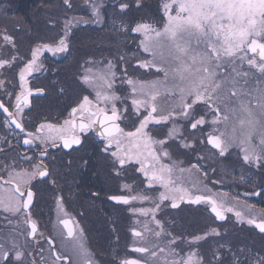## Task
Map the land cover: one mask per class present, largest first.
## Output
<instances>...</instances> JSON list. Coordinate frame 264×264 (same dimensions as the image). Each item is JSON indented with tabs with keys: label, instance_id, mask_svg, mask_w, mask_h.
Instances as JSON below:
<instances>
[{
	"label": "snow or ice",
	"instance_id": "6c2138e0",
	"mask_svg": "<svg viewBox=\"0 0 264 264\" xmlns=\"http://www.w3.org/2000/svg\"><path fill=\"white\" fill-rule=\"evenodd\" d=\"M63 3L69 9L74 6L71 0H63ZM132 4L137 9L144 7L141 0H132ZM88 6L92 20L77 17L65 20L58 42L37 44L33 48L31 58L19 71V92L5 90L3 93L11 111L0 99L4 125L18 143L22 139V145L33 146L34 152L32 156L18 154L20 161L0 165V172L7 174V180L0 175V208L18 216L16 224L24 226L22 231L13 228L8 233H0V264H100L85 246L84 228L75 219L58 218V223L67 229V237L72 238L68 241L71 251L53 252L52 241L45 237L43 242L49 245L46 256L45 249L36 240L43 234L37 231V222L29 211L36 196L32 189L39 191L38 185L49 183L54 187L58 213L69 215L65 211L68 198L60 194L62 188L56 187L62 177L55 167H50L56 163L50 149L81 152L93 140L96 153L104 158L109 179L125 180V174L132 168L142 176L141 185L146 181L143 187L135 183L117 184L114 190L109 189L113 194L103 197L111 201L115 209L127 206L126 210L136 217L130 224V231L133 244L140 245L134 251L142 258L125 259L120 264H264V255L253 253L247 246L233 251L230 241L223 240L221 231L214 227L204 230L202 235H193L190 240L174 235L169 230L173 222L163 216L165 209L204 205L210 207L219 221L232 222L226 219V214L234 212L236 222L253 225L259 229L258 234L264 236V210L254 216L252 213L257 210L245 201L243 204L248 212L238 211L236 208L242 203L239 193L214 192L208 187L209 171L213 174L217 171L211 165L209 171L205 170L204 161L209 156L197 155L199 163L185 167L186 161L174 159L169 151V141L179 140L183 148L193 153L204 151L206 142L210 143L212 149L208 151L215 158L217 168L231 161L233 172L235 167L242 169L240 180L245 183L244 173L251 176L258 170L260 191L246 195L264 199V0H165L162 7L167 20L162 28L135 20L132 21L134 28L121 25L124 31L141 34L138 47L151 55V59L137 58L138 68L163 72L161 78L133 79L127 67L122 69L123 76L117 77L111 61L106 67H99L100 62L86 60L78 78L69 76L51 85L57 97H67L66 118L61 120L57 116L53 123L45 117L43 122L32 124V131H26L25 124L32 122L26 119L25 109L31 105L33 96L27 78L43 67L39 57L44 52L56 56L69 51L74 25L102 22L103 4L93 2ZM118 8L123 15L132 11L129 3H119ZM189 27L208 39V51L168 59L160 37L163 34L176 36ZM2 39L0 49L10 47L0 52V75L21 60L14 54L18 51L16 39L7 29ZM176 47L181 53L188 52L184 44L177 43ZM160 60L165 62L160 64ZM89 64L92 67H88ZM118 79L131 89V104L137 118L142 109L147 112L139 119L138 126L133 125L134 131L121 127V123H127L129 112L123 108L127 97L116 94L114 85ZM5 87V80L0 79V88ZM89 89L94 93L92 98L83 95ZM43 94V88L36 89L37 98ZM168 123L172 126L163 134L165 139H157L147 130L149 124L167 126ZM206 126H211L212 131L202 140L196 133ZM189 129L192 132L186 139L184 133ZM89 163L83 160L84 167ZM121 187L127 194H119ZM90 197L101 199V192H90ZM136 201L147 202L150 206L136 207ZM89 210L84 207L78 215L83 218ZM108 222L110 234L119 241V220L108 218ZM60 235L63 236V229ZM19 236L24 237L26 244L19 242ZM29 236L33 238L30 242ZM216 237L220 239L215 240ZM209 239H214V243L208 249L194 247ZM261 250L264 251V246ZM69 255L72 260L68 259Z\"/></svg>",
	"mask_w": 264,
	"mask_h": 264
},
{
	"label": "flooded vegetation",
	"instance_id": "af4514ba",
	"mask_svg": "<svg viewBox=\"0 0 264 264\" xmlns=\"http://www.w3.org/2000/svg\"><path fill=\"white\" fill-rule=\"evenodd\" d=\"M71 3L74 5L71 9L64 5L63 0L43 4L42 8L38 10L41 14V31L10 33L17 42L18 51L14 54L21 58L14 67L8 69L3 75H0V79H4L6 85L5 88H0V99L5 101V106L9 107L10 111L12 108L8 103V99L3 96V93L5 90L14 93L19 92V71L24 67L27 60L31 58L33 48L37 44H54L58 42L60 35H62L61 29L65 20L72 17L79 18L78 14H82V12L88 13L89 6L82 5V0H71ZM119 3L129 2L110 0L107 4H103L101 17H103L104 22L101 24L74 25L69 37V51L67 53L53 56L50 52H44L39 57L43 67L40 71L32 73L27 78L28 86L33 90V96L30 98L31 105L25 109L27 114L26 119L32 122L25 124L26 131H32V124L37 121L43 122L45 117L49 118L53 123L56 122L57 116H60L61 120L66 118L67 113L64 112V108L67 103V97H57L56 90L51 85L54 82L67 79L69 76L78 78V73L85 66L84 62L86 60L100 62L99 67H106L108 62L111 61L117 77L123 76L122 69L125 67L129 69L128 75L133 79L152 80L163 76V72H155V69L138 68L137 58L140 60L151 59V55L148 56L146 53H143L142 49L138 47L139 40L142 38L141 34L134 31H124L121 25H130L131 28H134L135 23H132V21L135 20L136 22L150 23L155 27L162 28L167 20V15L162 9L164 1H161L159 4H143L144 7L140 9L135 8L134 4L129 3L132 11L127 15L120 13L118 8ZM30 6L32 7L31 4ZM85 17L88 18V16ZM31 19L33 20L34 18ZM98 25H104L108 31L99 32V28L96 27ZM31 27L34 26L31 25ZM37 29L39 30V27ZM160 39L163 41L164 47H168V45L171 47L170 49L163 50L167 52L165 56L168 59H175L176 57L185 58L189 54L205 53L208 51V39L199 34L197 30L195 34L191 33L189 35L185 32L177 33L176 36L165 34ZM169 39L171 41L167 42ZM177 43L184 44L188 48V52L181 53L176 47ZM0 45H2L1 27ZM6 50L0 49V52H6ZM94 55H97V57H93ZM158 62L163 64L165 61L160 60ZM114 87L117 95L127 97L123 108L128 110L129 115L127 123H121V127L125 131H134L135 126L139 124V119H143V116L147 115V112L142 109V114L138 119L135 107L131 104L130 87L122 84L119 79L115 82ZM37 88L44 89V94L40 98L36 97ZM83 95H88L92 98L94 93L89 89ZM117 107L120 108L121 105L118 103ZM61 113L63 114L61 115ZM4 119V113L0 112V149L3 150L0 151V165L10 164L12 160L20 161V155L18 154L32 156L34 154L33 146L22 145V139L18 143L13 138L12 132L4 125ZM178 123L183 125L184 122ZM171 126V123H168L167 126L149 124L147 130L157 139H165L166 137L163 134ZM211 131V126H206L200 132H197L196 135L200 139L205 140L207 133ZM191 132L192 130L189 129L188 132L184 133L186 139ZM5 141H7V144ZM169 145V151L173 153L174 159L186 161L185 167H188L190 163H199L195 158L197 155L209 156V159L204 161L205 170L209 171L208 166L211 165L217 171L215 174L209 171L211 179L207 182L208 187L212 188L214 192H227L230 195L239 193V199L242 203L237 206L236 210L248 212V209L243 204L245 201L257 210L252 213L254 216L258 215L259 210H264V199L259 196L246 195L252 191H260L261 178L258 170L257 174L251 176L244 174L247 181L245 183L240 180L237 172L240 167H235V171H232L234 165H232L231 161H226L222 167L217 168L215 158L208 151V149H212L210 143L206 142L204 151L196 153L183 148L179 140L169 141ZM50 152L56 160V163L50 167H55L62 177L57 181L56 187L62 188L63 192L60 194L68 198L65 202V211L69 215L60 216L58 213L54 201L55 193L53 185L45 183L38 185L39 191H37V188L32 189L36 196L34 197V204L30 207L29 211L32 213V219L37 222V231L43 234L42 236H37L36 240L45 249V255L47 256L49 248V245L43 242L45 237L52 241L53 252L71 251L68 241L72 238L67 237V229L58 223L59 218L80 221V226L85 231V246L88 251L95 255V259L99 260L100 264H120L125 259H141L142 255L134 251V248L140 245L133 244V237L130 231V224L136 217H133L126 210L127 206L115 209L111 201L103 198L106 195L113 194L109 189L114 190L117 184L122 186L123 183H135L141 187L146 185V181L141 185L140 182L143 178L138 174L137 170L129 168L125 174L127 177L125 180L115 181L109 179L104 158L96 153L95 140L90 142L89 146L81 152L59 151L57 149H50ZM83 160L90 161L87 168L83 166ZM44 162L48 163L47 160ZM22 166L27 167L26 164ZM0 175H3L4 179L7 180L6 172H0ZM217 180L221 181V183H213ZM33 183L35 184L36 182L34 181ZM97 191L101 192L102 198H91L90 192ZM119 194H127V192L121 187ZM90 199L93 200L91 204H89ZM135 206L149 207L150 205L147 202L141 203L140 201H136ZM84 207H88L90 210L82 218L78 215V212H82ZM163 216L173 222L169 230L174 235L179 234L186 240H190L193 235H202L204 230L214 227L221 231L223 240L230 241V247H232L233 251L247 246L253 253L264 255V251L261 250L262 246H264V236L258 234L259 229L255 228V226L236 222L234 212L226 214V219L230 218L232 221L230 223L216 219L215 214L210 212V207L204 205H181V209L179 210L165 209ZM108 218H117L119 220V234L121 236L119 241H116V238L109 232L111 225L108 222ZM18 219V216L5 212L3 208H0V233H8L13 228H18V230L22 231L24 226L16 224ZM73 227L75 230V225ZM61 229H63V236L60 235ZM32 239L31 236L27 238L29 242ZM214 239L219 240L220 238L216 237ZM214 239H209L207 243L200 241L194 247L206 250L210 244L214 243ZM19 242L26 244L23 236H19ZM68 259L72 260L73 257L69 255Z\"/></svg>",
	"mask_w": 264,
	"mask_h": 264
},
{
	"label": "trees",
	"instance_id": "16d2710c",
	"mask_svg": "<svg viewBox=\"0 0 264 264\" xmlns=\"http://www.w3.org/2000/svg\"><path fill=\"white\" fill-rule=\"evenodd\" d=\"M121 1L132 4V0ZM161 1L162 0H141L143 4H159ZM50 2L54 3L56 0H0V27L2 35L5 29H7L9 34L41 31V14L38 10L42 8L43 4H49ZM31 25L34 27H31ZM84 25L85 24H83V26ZM38 27L39 30L37 29ZM96 27L99 28V32L108 31L104 25H98ZM7 48H9V46H4L3 49Z\"/></svg>",
	"mask_w": 264,
	"mask_h": 264
},
{
	"label": "rangeland",
	"instance_id": "374dc122",
	"mask_svg": "<svg viewBox=\"0 0 264 264\" xmlns=\"http://www.w3.org/2000/svg\"><path fill=\"white\" fill-rule=\"evenodd\" d=\"M110 0H82V5H89V4H91V3H93V2H99V3H102V4H107L108 2H109ZM162 1H164V3H165V0H162ZM162 9H163V7H162ZM164 10V9H163ZM172 14L174 15L175 14V10H173V12H172ZM85 16H88V18H86ZM78 17L79 18H82V19H86V20H92L93 19V17H92V13H91V9H90V7H89V10H88V13H83L82 12V14L80 13V14H78ZM101 21L102 22H100V23H98V24H101V23H103L104 22V20H103V17H101ZM195 29H193V28H191V27H189L188 29H186L185 31H183V32H185V33H187L188 35L189 34H191V33H194L195 34ZM197 33V32H196ZM163 35H165V34H163ZM171 41V39H169V40H167V42H170ZM3 45V44H2ZM171 47L168 45V47H164V49L163 50H167V49H170ZM173 48V47H172ZM164 52V54H166L167 52H165V51H163ZM93 57H97V55H94ZM179 61H177V63H178ZM90 67H92V65H90ZM237 172H238V174H239V176H241V172H242V169L241 168H238V170H237ZM244 174H247L246 172L244 173ZM233 176V175H232ZM246 176H249V175H246Z\"/></svg>",
	"mask_w": 264,
	"mask_h": 264
}]
</instances>
